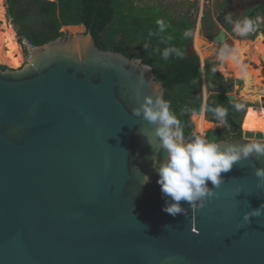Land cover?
Here are the masks:
<instances>
[{
	"label": "water",
	"instance_id": "obj_1",
	"mask_svg": "<svg viewBox=\"0 0 264 264\" xmlns=\"http://www.w3.org/2000/svg\"><path fill=\"white\" fill-rule=\"evenodd\" d=\"M242 13L225 12L218 32L205 36L214 50L238 34L224 17ZM29 55L22 68H0V264H264V216L243 219L264 204L254 174L264 158L221 173L202 209L193 214L182 201L187 216L172 217L152 167L154 155L166 154L154 126L132 115L153 95V67L141 75L134 59L100 49L90 32ZM228 100L233 129L238 98ZM214 107L194 113L214 119ZM255 108L264 109V96ZM251 142L264 143V133L218 144Z\"/></svg>",
	"mask_w": 264,
	"mask_h": 264
},
{
	"label": "trees",
	"instance_id": "obj_2",
	"mask_svg": "<svg viewBox=\"0 0 264 264\" xmlns=\"http://www.w3.org/2000/svg\"><path fill=\"white\" fill-rule=\"evenodd\" d=\"M139 1L7 0V4L9 16L19 38L27 39L34 47L44 46L65 37L62 32L64 27L84 26L100 49L120 52L130 59H141L144 64L151 65L157 81L165 90L164 99L171 102L172 110L182 122L185 137H191L194 135L191 114L193 109L202 103L203 86L202 64L193 46L196 24L190 19L177 22L170 15L162 13L158 7H139ZM259 13L264 17V4L250 9L247 18L253 21ZM158 19H163L166 24L171 25L163 34L158 33ZM209 26L213 27L214 24L210 23ZM185 30L192 32L187 39L183 37ZM169 35L173 37L171 42H162V37ZM170 46L180 49L183 58L170 56L168 60H164L161 53ZM0 68L8 69L2 65ZM207 68L211 66L207 65ZM219 79L221 87L225 90L224 78L220 76ZM222 101L227 102L228 98L223 96ZM238 103H243L244 108L248 107L244 102ZM185 108L189 111L181 115V110ZM243 116L241 111L239 118L242 119ZM247 118L249 120V116ZM223 137V132L219 130L209 132L207 138L218 143Z\"/></svg>",
	"mask_w": 264,
	"mask_h": 264
},
{
	"label": "clouds",
	"instance_id": "obj_3",
	"mask_svg": "<svg viewBox=\"0 0 264 264\" xmlns=\"http://www.w3.org/2000/svg\"><path fill=\"white\" fill-rule=\"evenodd\" d=\"M225 21L233 25V32L240 36H247L254 31V24L250 18L242 21H233L231 15L224 17ZM158 33L163 34L167 31L170 24H166L163 19L156 21ZM150 35H154L150 33ZM192 35L190 30L183 32L185 39ZM257 36V35H256ZM254 36V37H256ZM171 35L162 37V42H171ZM147 47V45H145ZM156 51H160L156 49ZM162 58L168 60L170 56L183 58L180 49L170 46L163 49ZM217 58L221 65L227 61H233L240 67L242 78L247 77L246 66L242 64V56L239 50L234 49L227 44L222 45L218 51ZM131 65L139 68L141 75L144 72L151 71V66L142 64L140 59L131 61ZM212 71H216L215 68ZM156 77H152V96H145L143 103L139 107L132 109V115L141 118L154 126L155 136L160 142V149L166 154L163 160L155 155L152 157V167L158 175L157 184L160 186L162 197L165 199V206L162 211L166 214L176 217L177 215L187 216V211L181 206V202L188 203L191 206L192 213L204 207L207 199L217 195L212 188L208 187V182L215 189H219L224 182L221 173H228L233 166L243 160H249L253 156L259 160L264 158V143L251 142L245 144L227 145L223 149L221 144L211 142L202 135H193L185 137L182 122L176 113L172 110L171 102L164 99L163 90ZM237 111L243 110V103H235ZM189 110L182 109L181 115ZM214 113V119L219 123L226 125L227 110L222 106L210 108ZM257 178V188L264 189V167L255 169ZM150 182V176L143 174L142 184ZM238 195L242 192L240 187L234 189ZM264 216V204L258 208L246 212L243 216L244 221L250 222L252 217Z\"/></svg>",
	"mask_w": 264,
	"mask_h": 264
},
{
	"label": "rangeland",
	"instance_id": "obj_4",
	"mask_svg": "<svg viewBox=\"0 0 264 264\" xmlns=\"http://www.w3.org/2000/svg\"><path fill=\"white\" fill-rule=\"evenodd\" d=\"M240 1L248 4L249 6L248 8H255L264 3V0H240ZM138 5L139 7H145L149 5L158 7L162 13L170 15L177 22L182 19H190L195 22L196 28L193 33V44L195 45L194 46L195 51L197 53L199 52L196 49V41L198 37L201 38V40H203L202 47L200 48H203L205 51L207 50L209 51L208 53H206L207 55H203L201 57V63H202L201 80L203 83L204 97L208 98V95H206V92L208 91L207 85L209 83H213L216 80H220L219 78L221 76L224 78L226 82H231L234 84L231 91H229V94L236 96L239 99V101L249 105L248 109L251 107L255 115L260 117L264 116V109L259 111L255 108L261 106V98L264 96V56L259 55L258 57H255V53L258 52L256 46L252 47L251 54H248L245 51L241 52L240 55H242L243 58L242 64L246 66V72H247V77L242 78L240 74V67L237 66V64L234 65L238 67V70L236 72L232 70L233 69L232 61H227L221 65V62L217 58L218 51L220 48L218 50L217 49L214 50L213 46H216L215 43L209 42L207 39H205V28H203L204 22H207L208 25L210 23H218L217 21L218 17L225 11V9L228 6L227 0H140L138 2ZM2 7H0V40L3 36L1 33L4 27H8L13 30L15 28L9 16L7 0H2ZM248 10L249 9H247V12ZM257 17L260 20V25L262 28L260 34H258L256 38L254 37L248 38L246 36L242 37L239 34H237L235 37L229 36L225 44H227L230 40H235L239 42H245V41L255 42L260 35L264 37V17L261 15V13H259ZM62 32L65 34V37H77L79 34H85L87 31L86 28L82 26V29L74 30V31L64 27L62 29ZM15 42L18 44V51L22 55L23 60H21V62L18 61L17 64H15V62H10L4 56L5 54H7L6 52L7 49L4 48V50L1 51L0 53V65L6 66L11 69H18V68H22L25 64L28 63L30 55L28 52L26 53L25 49H23V46L19 42L16 35H15ZM2 48H3L2 42L0 41V49ZM260 48H262L261 50L264 51V40L261 42ZM207 64L211 66V68H206ZM213 68H215L216 71H212ZM203 117L204 114L203 115L194 114L191 117V120L193 121L194 124L193 127L194 135H202L206 138V133L209 131H214V129L219 125L213 123H207L203 120Z\"/></svg>",
	"mask_w": 264,
	"mask_h": 264
},
{
	"label": "flooded vegetation",
	"instance_id": "obj_5",
	"mask_svg": "<svg viewBox=\"0 0 264 264\" xmlns=\"http://www.w3.org/2000/svg\"><path fill=\"white\" fill-rule=\"evenodd\" d=\"M238 4L239 3H237L236 1L228 0L227 8L218 17L217 21L219 22V20L223 19L224 13L227 12V11H230L232 9H235ZM240 6H242L244 8V10H245V12L240 15V20L242 21L243 19H245L247 17V13H246L247 11L246 10L249 9L248 8L249 6H248V4H246L245 2H242V1L240 3ZM213 24H214V26L210 27L207 22H204L203 28H205V36H211L213 33H215V32L217 33L218 32L217 31L218 23H213ZM193 46H194V44H193ZM194 50H195V48H194ZM200 60H201V58H200ZM207 65H206V68H207ZM229 85H232V87L230 89H227V86H229ZM233 86H234L233 83L226 82L224 80V84H223V87L225 88V90H224L221 87V84H220V82L218 80L214 81L213 83H209L207 85L208 91L206 92V95H208V98L204 97V95H203V86H202V103H201L200 106H198V107L193 109L191 117L195 114L194 111L196 109L205 108L208 103L215 104L216 106H222L225 109H227V106L229 105L230 102H229V100L227 102L222 101V98H223V96H226L228 98V95H230L229 91H231ZM238 102H241V101H239V99H238V101L233 103V113H232V119H233L234 123H236V127H234L233 129H235L236 132H234L233 129H231V128L219 123L218 121L209 118L207 113H205V112L203 113L204 114L203 120L205 122L219 125L218 127H216L214 129V131L221 130L223 132L224 137H223L222 141H226V140H245V132H246V130H250V131H253V132H255V131H263L264 132V125H263V117L264 116L260 117V116L255 115L253 113V110L251 109V107L248 109L249 105H248V107L244 108L243 110L237 111L235 109V107H234V104L238 103ZM247 109H248V111H247ZM250 109H251V111H250ZM241 111H243V113H244V116L242 117V119L239 118V113ZM198 115H201V114H198ZM248 116H249V120L247 118ZM201 119H202V117H201ZM243 119H244V122H243ZM209 132H211V131H209ZM209 132L206 133V138L208 137ZM234 135H237V137L234 138Z\"/></svg>",
	"mask_w": 264,
	"mask_h": 264
},
{
	"label": "bare ground",
	"instance_id": "obj_6",
	"mask_svg": "<svg viewBox=\"0 0 264 264\" xmlns=\"http://www.w3.org/2000/svg\"><path fill=\"white\" fill-rule=\"evenodd\" d=\"M0 7H2V0H0ZM3 8V7H2ZM67 29H71V30H79L82 29V26H69L66 27ZM77 32V31H76ZM16 32L8 27H4L3 31H2V38H1V42H2V49H0V53L1 51L5 49H7V54H5V58L7 60H9L10 62H15V64H17L18 61L21 62V60H23L22 55L19 53L18 51V44L15 42V34ZM197 39V38H196ZM264 40V37H262L261 35L256 39L255 42H239V41H235V40H230L227 45L239 50V55L241 52H246L248 54L252 53V47L256 46L257 51L255 53V57H258L259 55H263L264 56V51L261 50L262 48H260V44L261 42ZM208 43V42H207ZM203 44V40H201V38L198 37L197 41H196V49L199 51L200 55L203 56L204 55V49L200 48L202 47ZM6 46V47H5ZM211 47V46H210ZM209 47V48H210ZM221 48V47H220ZM212 50V49H211ZM208 51V50H207ZM209 52V51H208ZM242 56V55H241ZM245 56V55H244ZM252 56V55H251ZM233 62V61H232ZM231 64V63H230ZM236 65L235 62H233V71L236 72L238 70V67L234 66ZM202 115V114H201ZM263 125H264V117H263ZM203 131V130H202ZM246 131H250V130H246ZM253 132V131H250ZM258 132H263V131H255V133ZM264 133V132H263Z\"/></svg>",
	"mask_w": 264,
	"mask_h": 264
},
{
	"label": "built area",
	"instance_id": "obj_7",
	"mask_svg": "<svg viewBox=\"0 0 264 264\" xmlns=\"http://www.w3.org/2000/svg\"><path fill=\"white\" fill-rule=\"evenodd\" d=\"M11 22H12V19H11ZM253 24H254V31L249 33L248 35L256 36L261 32V28H262L260 25V20L258 17H256L253 20ZM14 30H15V28H14ZM16 37L18 38L19 42L22 44L23 49H25V51L28 52L29 54L35 49V47L27 39L19 38L17 32H16Z\"/></svg>",
	"mask_w": 264,
	"mask_h": 264
},
{
	"label": "crops",
	"instance_id": "obj_8",
	"mask_svg": "<svg viewBox=\"0 0 264 264\" xmlns=\"http://www.w3.org/2000/svg\"><path fill=\"white\" fill-rule=\"evenodd\" d=\"M237 3H239L238 5H237V7L236 8H238V9H244L242 6H240V3H241V1L240 0H235ZM227 2H228V0H227ZM264 4V3H263ZM258 7V6H257ZM250 9H252V8H249V10ZM248 10V11H249ZM247 11V10H246ZM244 12H245V10H244ZM219 24V23H218ZM260 34V33H259ZM256 38V37H255Z\"/></svg>",
	"mask_w": 264,
	"mask_h": 264
}]
</instances>
